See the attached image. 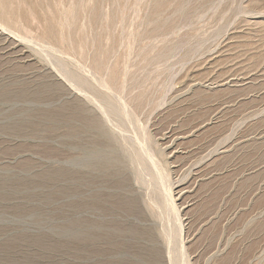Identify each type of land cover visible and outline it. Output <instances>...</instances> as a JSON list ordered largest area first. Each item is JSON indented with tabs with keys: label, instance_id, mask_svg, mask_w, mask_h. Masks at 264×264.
<instances>
[{
	"label": "rangeland",
	"instance_id": "obj_1",
	"mask_svg": "<svg viewBox=\"0 0 264 264\" xmlns=\"http://www.w3.org/2000/svg\"><path fill=\"white\" fill-rule=\"evenodd\" d=\"M58 58L126 102L127 127ZM135 121L182 258L264 264V0H0V264H171L170 217L130 160Z\"/></svg>",
	"mask_w": 264,
	"mask_h": 264
},
{
	"label": "bare ground",
	"instance_id": "obj_2",
	"mask_svg": "<svg viewBox=\"0 0 264 264\" xmlns=\"http://www.w3.org/2000/svg\"><path fill=\"white\" fill-rule=\"evenodd\" d=\"M72 6V5H71ZM70 7V6H69ZM3 8V7H2ZM73 7H71L70 9H72ZM73 10V9H72ZM69 11V10H68ZM63 13H64V11H63ZM66 18V17H65ZM67 19V18H66ZM65 20V19H64ZM64 20H63V22H64ZM65 22H67V21H65ZM64 23H62V25H63ZM69 25H70V23H68ZM10 25V24H9ZM65 25V24H64ZM66 25H67V23H66ZM65 25V26H66ZM4 26V25H3ZM58 26V25H57ZM68 26V25H67ZM4 28V27H3ZM6 29V28H5ZM4 29V30H5ZM56 30V29H55ZM5 32V31H4ZM57 32V31H56ZM10 33V32H9ZM17 34V33H16ZM19 35V34H18ZM57 35H58V33H57ZM62 35V34H61ZM58 36H60V33H59V35ZM23 37V36H22ZM60 37H63V36H60ZM59 37V38H60ZM61 39L62 38H60V41H61ZM19 40V39H18ZM23 40V39H22ZM27 40V39H26ZM32 40V39H31ZM47 40V39H46ZM63 40V39H62ZM35 41V40H34ZM37 41H38V39H37ZM31 42V41H30ZM29 43V42H28ZM50 44H48V45H46V47H41L40 49L42 50V51H44V53L45 52H47V50H45V49H48V52H49V49H52V45H51V42H49ZM42 45V44H41ZM37 46V45H36ZM45 46V45H44ZM54 46V45H53ZM34 48H35V46H34ZM39 49V50H40ZM53 49H54V47H53ZM56 50H57V48H55ZM34 50H36V49H34ZM51 52H53V51H50V53ZM61 52V51H60ZM42 53V52H41ZM43 53V54H44ZM50 53L48 54V55H45V56H50ZM62 53V52H61ZM47 54V53H46ZM57 56V55H56ZM60 56V55H59ZM66 56V55H65ZM52 57V56H51ZM65 58V57H64ZM64 58H58V60H57V67H56V70H58L59 71V73H61L60 74V76L61 75H63V78L65 77V79H67L68 80V82H70L71 83V85L75 88V89H77V91H81V92H84V95H85V97L89 100V102H91L92 104H94V106L97 108V110L100 112L99 114H100V116H102V118H104L103 120H105V122H108V123H110V117L112 116H116L117 118H118V124L119 125H125V122H127L126 120H127V118H129L130 117V113H129V110H127L128 108H127V104H126V102H124V103H122V102H119V100L118 101H116V102H118L117 104L114 102H111L112 101V99H111V101L109 100V99H107V98H105L107 95V93L105 94V95H99V94H97V92H95V89L93 88L92 89V83H90L91 81H88V79L82 74V73H78V72H75L74 70L72 71V70H70L68 67V60L70 59H64ZM56 59H57V57H56ZM72 61V60H71ZM70 64V63H69ZM73 64V63H72ZM71 64V65H72ZM75 64V63H74ZM78 64V63H77ZM96 64V63H95ZM79 65V64H78ZM78 65H77V68H79L78 67ZM82 65V64H81ZM80 65V67H82V68H84L83 66H81ZM85 65V64H84ZM75 66V65H74ZM74 66H72V67H74ZM86 67H87V65H86ZM86 67H85V69H86ZM76 68V66L73 68V69H75ZM72 69V68H71ZM91 69V68H90ZM77 70V69H76ZM84 70V69H83ZM58 71H57V73H58ZM77 71H79V69L77 70ZM80 72V71H79ZM86 72H88V71H86ZM89 72H91V74L93 73L92 71H89ZM94 72H95V70H94ZM85 73V72H84ZM95 73H97V72H95ZM94 73V74H95ZM98 74V73H97ZM89 75H90V73H89ZM89 75H87V76H89ZM96 76V75H95ZM99 81L98 82H101V81H103V82H105V80H103L102 78H101V76L100 75H97V77H96ZM96 79V80H97ZM95 81V80H94ZM94 81H92V82H94ZM96 82V81H95ZM102 82V83H103ZM97 83V82H96ZM101 83V84H102ZM98 84V83H97ZM104 84V83H103ZM107 84V83H106ZM105 84V85H106ZM95 85V84H94ZM105 85H103L104 87H106V89L108 90V88H107V85L105 86ZM99 87L101 86L100 84L98 85ZM166 86H168V85H166ZM110 90V89H109ZM104 91V90H103ZM121 98V97H120ZM113 101H115L116 99H115V96H113ZM121 99H123V98H121ZM91 107H93V106H91ZM132 110V109H131ZM131 119V118H130ZM134 120V119H133ZM131 121H132V119H131ZM114 122H115V120H114ZM130 122V120L128 121V123ZM133 122L134 121H132V124H133ZM112 123V122H111ZM116 123V122H115ZM131 123V122H130ZM114 124V123H113ZM119 125H117V123H116V128L118 129V130H122L121 128H120V126ZM126 126V125H125ZM124 126V127H125ZM127 127V126H126ZM135 127V128H134ZM109 128H110V126H109ZM108 128V129H109ZM115 128V127H114ZM125 129V128H124ZM133 129H136V134H135V136H134V134H132V137H131V140H133V142L135 143V146L133 147L132 145V148H133V157H131V162H133L135 165H140V168H141V166H142V168L141 169H146L148 172H149V175L151 174V177H149V178H152V185L154 186V189H155V192H157V193H155V194H158V196L157 197H159V199H157V200H159V201H157L158 203H156V204H158V207L160 206V209H163V211H165L166 213H167V215L170 217V223L169 224H171V228H169V229H172V236H174V239H173V242L175 243V247H174V250L172 251V249H170L171 251H172V256H171V259L172 260H174L173 262L175 263V264H180V259L181 260H183L182 261V263L181 264H189L188 262H187V258L186 259H183L182 257H183V252L181 251V248H180V246H179V241H178V237H179V223H178V221H177V219H176V211H177V209H176V206H175V204H174V199L172 200V197L173 196H171V192H170V187H169V177H168V175H167V172L165 173L164 171V168L165 167H162L161 166V164H160V162L158 161V159H157V157H159V156H157L156 157V153H155V151H154V149L152 148V145H151V139L149 138V136L147 135V131H145V128L143 127V126H141V125H138V123L135 121V126L133 125ZM110 130V129H109ZM110 131H113V130H110ZM127 131V130H126ZM135 131V130H134ZM133 131V132H134ZM114 132V134H116L115 136H117V137H120V138H122L124 141L123 142H126V140L128 139L127 137H125L124 135H122V134H120V132L118 133L117 131H113ZM121 132H125L124 130L123 131H121ZM134 136V137H133ZM127 138V139H126ZM121 141V140H120ZM132 142V143H133ZM127 143V142H126ZM126 143H124V144H126ZM123 144V145H124ZM134 145V144H133ZM124 147V146H123ZM125 148H127V147H125ZM129 148V147H128ZM131 148V147H130ZM124 151V150H123ZM126 151V150H125ZM131 151V152H132ZM127 153V152H126ZM130 153V152H129ZM159 153V152H158ZM164 153V152H163ZM160 154V153H159ZM129 156V155H128ZM161 156H162V153H161ZM130 162V161H129ZM137 168V170H138V167H136ZM141 169H139V170H141ZM147 171H146V173L145 172H143V173H145V174H147ZM135 173H136V171H135ZM137 176H136V179L138 180V181H140V182H144V183H147V182H145L146 181V179L144 180L143 178H147V177H144V174H143V176L140 174V171L138 172L137 171ZM148 175V174H147ZM146 176V175H145ZM151 181V180H150ZM149 181V182H150ZM139 182V183H140ZM151 183V182H150ZM143 185V184H142ZM148 186V185H147ZM151 188H152V186H151ZM153 189V188H152ZM150 191V190H149ZM154 191V190H153ZM150 192H152V191H150ZM152 194H153V192H152ZM149 197H151V196H149ZM148 199H151L152 200V197L151 198H148ZM150 200V201H151ZM149 203V202H148ZM152 204H150V205H152V206H154L153 205V201L151 202ZM155 204V203H154ZM155 208V209H157V211H158V209L159 208ZM162 207V208H161ZM153 209V207L151 208V210ZM154 210V209H153ZM161 211V210H160ZM159 211V212H160ZM163 211H161V212H163ZM153 212V211H152ZM154 212H155V210H154ZM158 212V213H159ZM158 213H156V215L158 214ZM164 213V212H163ZM162 213V214H163ZM178 213V212H177ZM161 214V213H160ZM161 214V215H162ZM156 215H155V217H156ZM158 216H160V215H158ZM161 217V216H160ZM178 217V216H177ZM179 218V217H178ZM165 220H166V218H165ZM164 220V221H165ZM167 222V221H166ZM165 222V223H166ZM165 225V224H164ZM167 226H169L168 224H167ZM162 228L164 229V230H167L166 229V226H165V228L163 227V224H162ZM180 229H182V228H180ZM168 231V230H167ZM170 231V230H169ZM168 231V232H169ZM165 232V231H164ZM163 232V233H164ZM182 232V231H181ZM165 234V233H164ZM167 234V233H166ZM168 236V235H167ZM166 237V236H165ZM169 237H171L170 235H169ZM168 237V238H169ZM170 239V238H169ZM168 239V240H169ZM175 240V241H174ZM170 241V240H169ZM169 241H168V243H169ZM171 242V241H170ZM174 243H170V244H174ZM167 244V243H166ZM172 247L174 246V245H171ZM172 247H170V248H172ZM184 248V247H183ZM169 249V248H168ZM169 250V251H170ZM170 251V252H171ZM169 253V252H168ZM186 255V254H185ZM169 256H167V258H168ZM185 257V256H184ZM171 259H169V260H171ZM172 260H171V264H172ZM173 263V264H174Z\"/></svg>",
	"mask_w": 264,
	"mask_h": 264
}]
</instances>
